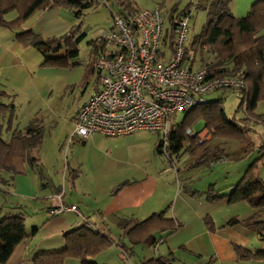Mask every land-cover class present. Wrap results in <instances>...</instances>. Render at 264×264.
<instances>
[{"label":"crops","instance_id":"1","mask_svg":"<svg viewBox=\"0 0 264 264\" xmlns=\"http://www.w3.org/2000/svg\"><path fill=\"white\" fill-rule=\"evenodd\" d=\"M206 1L186 0L183 4L182 0H168L166 14L172 6L178 9L188 6L190 19H194ZM254 1L232 0L230 9L241 17ZM164 2L157 0L155 4L161 7ZM61 9L55 6L40 11V18L29 20L31 15L14 29L0 26V104L13 106L0 114V139L9 141L12 133H24L32 120L42 128L35 163L30 165L24 160L20 172H2L8 182L4 185L7 198L0 203V218L8 213L23 215L27 233L4 264H33L38 253L63 249L64 233L83 224L111 240L106 249L117 246L127 258L136 255L137 246L145 245L153 247L156 253L148 254L143 260L169 256L178 264L179 250L200 255L208 243L212 246L209 261L230 258L238 264L251 260L253 264H264V257H242L237 250L251 255L264 252V207L251 206L252 212L246 215L248 210L240 213L242 206L240 211L236 209L245 201L231 203L226 197L209 198L208 190L227 194L230 190L224 188H230L235 182L225 185L223 190L214 188L211 181L196 188L190 174L182 182L186 175H179V166L173 157L156 150L159 133L146 129L116 136L93 133L67 142L77 111L89 97L84 95L85 86L80 90L81 97L72 94L69 98L67 93L77 84L80 67L45 63L47 57H66V46L63 53L61 47L51 50L44 42L25 46L15 35L21 30H31L43 39L63 34L69 24L63 20ZM9 13L3 15L7 21L16 17V12L10 18ZM261 169L259 175L264 180ZM60 193L61 202L76 206L79 213L51 212L59 203L57 194ZM155 213L172 219L177 224L175 230H160L162 223H156L149 232L134 235L142 238L153 234L156 244L133 245L123 226L143 221ZM232 217L239 221L226 224ZM101 252L93 257L95 261ZM68 258L73 257L65 258L63 264L68 263Z\"/></svg>","mask_w":264,"mask_h":264},{"label":"trees","instance_id":"2","mask_svg":"<svg viewBox=\"0 0 264 264\" xmlns=\"http://www.w3.org/2000/svg\"><path fill=\"white\" fill-rule=\"evenodd\" d=\"M105 1V4L110 8V0ZM114 1L124 8L125 13L121 16L126 20L139 10L132 6V0ZM231 1H206L203 5L206 12L205 22L200 31L193 35L186 45L184 59L190 66L205 67L208 76H238L242 78L243 86L240 88L241 95L239 97V105L243 107L244 112L242 121L247 122L252 119L264 122V112H256L258 103L264 101V0L252 2L246 14L241 17L232 13ZM95 2L96 0H0V26L10 29L17 28L34 12L55 6L73 7L75 8L74 14L78 16ZM11 10L16 12V17L7 21L3 15ZM187 12H189L188 6L182 9H178L176 6L169 8L164 17L170 37L172 36V19ZM113 14L112 12V16ZM72 33L69 30L61 35L46 39L31 30L16 31L15 35L18 41L25 46L44 42L52 50L61 47L64 43L67 48L66 57H47L45 63L69 65L68 60L78 55L77 39L73 40ZM92 44L94 47L93 58H95L101 45H98L95 39ZM197 53L199 60H196ZM90 71L96 72L94 59L90 63ZM223 91H227V89ZM12 107L10 104L5 106L0 104V114H3L4 110H11ZM181 112L184 113L181 120L174 124L170 123L167 143L163 144V139L160 137L156 145L157 152L172 156L171 154H177L184 142L187 141V151L195 157V163L201 164L222 152L220 146L212 143V140L221 138L243 141L246 138L247 128L244 123L243 125L239 124L233 116L232 118L227 117L220 98L215 100L205 98L203 103ZM196 119L203 120L202 129H207V134H211V139L198 141L196 136L202 129L194 131L195 135L192 137L186 134L185 130L191 129ZM34 121L36 120L29 122L24 133L19 131L12 133L9 141L0 139V192L7 191L4 189V185L8 180L3 178V171L14 174L21 171V162L24 160L30 165L36 161L34 154L41 141L42 128L39 123ZM262 148L264 146H261ZM16 160L19 163H15ZM262 167H264V152L261 151L260 155L248 164L238 181L230 185V191L227 194H220L217 190L210 189L207 191L209 198L226 197L231 203L245 201L254 208L264 207V180L259 175ZM238 221L237 218L232 217L225 223L232 224ZM156 223H162L160 230L169 232L174 231L177 226L172 219L164 218L162 213H155L143 221H134L131 225L125 224L123 229L126 230L125 233L133 245L139 243L152 245L157 243L153 234L148 233L142 238H135L134 235L140 231L149 232L148 229ZM206 224L209 226V221H206ZM26 235L23 215L8 213L0 218V264L8 261L15 247ZM64 237L65 247L63 249L38 253L33 258V264H63L67 257L78 259L79 264H97L93 257L111 243L107 236L87 224L65 232ZM237 250L242 257H264V252L251 255L242 253L243 250ZM141 264L174 263L169 256H154L143 260Z\"/></svg>","mask_w":264,"mask_h":264},{"label":"built area","instance_id":"3","mask_svg":"<svg viewBox=\"0 0 264 264\" xmlns=\"http://www.w3.org/2000/svg\"><path fill=\"white\" fill-rule=\"evenodd\" d=\"M190 16L189 11L172 19L170 37L157 5L139 9L128 20L113 14L112 25L95 39L101 45L94 58L97 84L77 111L68 143L93 133L116 136L146 129L159 133L166 144L176 112L203 103L204 95L216 90L240 97L242 78L208 76L205 67L185 61ZM185 132L195 135L189 128ZM57 198L52 213H79L76 206L61 202V193Z\"/></svg>","mask_w":264,"mask_h":264},{"label":"rangeland","instance_id":"4","mask_svg":"<svg viewBox=\"0 0 264 264\" xmlns=\"http://www.w3.org/2000/svg\"><path fill=\"white\" fill-rule=\"evenodd\" d=\"M168 0L161 5V11L166 15L168 6ZM157 0H132V6L136 9L140 8H152L155 5ZM183 4L186 3V0H182ZM180 3V4H181ZM179 4V5H180ZM110 8L104 4L103 0H96V2L89 8H86L78 16L74 14L75 8L73 7H62L61 16L63 20L69 24V30L73 33V40L77 39L76 47L78 49V55L75 58L68 60L69 66H79L80 67V77L74 89L67 91L69 98H72V94L81 97L80 90L85 86V96L90 95L93 89L97 84V74L96 72L90 71V63L93 61L94 56V47L93 40L97 36L101 35L103 30H107L112 25V12L123 14L125 13L124 8H122L114 0L109 1ZM203 7V4H201ZM198 8L197 15L194 19L189 20V32L188 40L186 45L189 43L190 38L197 34L202 25L205 22L206 14L203 8ZM40 11L34 12L29 20L39 17ZM15 15V11L11 10L9 13V18ZM7 18V17H5ZM8 18V19H9ZM40 18V17H39ZM33 22V21H31ZM34 27V26H33ZM63 43V42H62ZM64 43L62 44L60 50L62 53L65 50ZM61 54V53H58ZM196 60H199V54H196ZM198 62V61H197ZM74 63V64H73ZM71 88V86H69ZM84 96V97H85ZM207 100L222 99V106L227 117H235L237 122L247 128L246 138L242 141H236L232 139H214L212 143H216L223 149L222 152H219L214 158H210L207 163L197 164L189 155V152L186 149L187 141L184 142L183 147L177 154L172 153L175 164L179 166L178 171L179 175L183 176L182 182L187 181V176L190 174L192 176V183L196 184V188L202 187L203 183L209 181L213 182L214 188L221 189L232 182H236L240 175L243 173L247 165L260 155L261 151L264 152V148L261 149V146H264V122L249 120L247 122L242 121L244 118L243 107L240 106V99L231 91H222L216 90L204 95ZM257 113L264 112V101H261L257 105ZM183 112H176L170 118L171 123H176L181 120ZM203 128V120L196 119L192 125V130L197 131ZM200 134V135H199ZM198 141L209 140L211 139V134H207V129H203L202 132L197 134ZM175 172H171L174 174ZM261 177L264 178V168L261 169ZM186 178V179H185ZM186 180V181H185ZM230 190L229 187L224 188V190ZM7 198V195L3 192H0V203L2 199ZM240 205H237L241 214L248 213L250 215V210L252 212L253 208L248 205L246 202H240ZM245 208V209H244ZM254 240V239H253ZM252 240V241H253ZM252 243V242H250ZM249 243V244H250ZM247 244V245H249ZM255 245V244H254ZM205 252H202L200 255H195L192 253L183 252L181 250L177 253V258L180 264H238L239 262L233 261L230 258L218 259L209 261L212 256V246L208 243L205 245ZM253 247V246H252ZM115 248V250L113 249ZM112 249H106L104 252H101L96 257L97 264H141V261L144 258H147L148 254L154 255V248L150 246L140 245L136 247V255H131L129 258L125 257L120 253V248L114 246ZM144 248V249H142ZM67 264H78V260L74 258H68ZM178 263V264H179ZM251 260L245 264H253Z\"/></svg>","mask_w":264,"mask_h":264}]
</instances>
